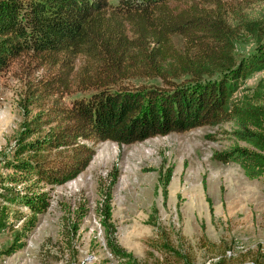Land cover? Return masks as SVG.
Here are the masks:
<instances>
[{
	"label": "trees",
	"instance_id": "16d2710c",
	"mask_svg": "<svg viewBox=\"0 0 264 264\" xmlns=\"http://www.w3.org/2000/svg\"><path fill=\"white\" fill-rule=\"evenodd\" d=\"M230 12L236 14L225 0H0V74L26 56L58 66L64 79L79 57L84 63L78 84L90 89L71 100L57 128L42 134L37 119L30 121L32 126L20 133L11 157L5 158L2 166L11 174L0 175L5 202L0 205V230L13 229L11 217L22 223L2 253L11 255L24 246L23 238L50 205L49 189L87 167L95 150L85 141L131 144L228 122L232 142L212 158L238 164L249 179L264 175L263 81L254 94L229 104L240 81L264 69V14L250 19L237 13L242 26L256 35L258 51L235 61L229 53L235 32ZM174 35L184 39L183 51L174 45ZM220 54L225 65L217 60ZM168 68L176 76L190 75V80L134 90L121 86L135 73L165 78ZM215 70L222 72L215 80H202ZM168 181L167 176L164 186ZM114 182L101 191L99 204L107 248L118 264H143L116 240L111 222ZM11 183L25 186L17 190ZM147 223L157 227L153 215ZM154 246L174 253L183 264H194L167 243ZM228 257L211 264H227Z\"/></svg>",
	"mask_w": 264,
	"mask_h": 264
},
{
	"label": "rangeland",
	"instance_id": "374dc122",
	"mask_svg": "<svg viewBox=\"0 0 264 264\" xmlns=\"http://www.w3.org/2000/svg\"><path fill=\"white\" fill-rule=\"evenodd\" d=\"M225 1L236 10L229 19L235 30L230 55L235 61L255 55L258 39L242 26L237 13L260 19L264 0ZM173 42L185 49L180 35H174ZM217 60L227 62L221 54ZM83 63L78 57L68 78L61 79L58 66L22 56L0 74V175L11 174L2 164L30 121L37 119L42 134L57 128L64 123L62 112L71 100L90 93L77 81ZM221 73L212 71L202 80L213 81ZM175 74L169 68L165 78L135 73L121 86L134 90L190 80V75ZM260 81L264 84V69L241 80L229 104L254 94ZM230 129L224 122L131 144L85 141L95 150L91 161L74 179L49 189L50 205L23 238L24 246L11 255L2 253L22 220L11 217L13 229L0 230V264H118L107 248L99 215L101 191L113 179L115 237L141 263L183 264L174 253L154 246L167 243L194 264H211L226 255L227 264H264V175L249 179L238 164L212 158L214 151L231 144L226 133ZM8 186L18 190L25 185ZM0 205H5L1 198ZM12 210L26 212L23 207ZM150 215L157 227L147 223Z\"/></svg>",
	"mask_w": 264,
	"mask_h": 264
}]
</instances>
